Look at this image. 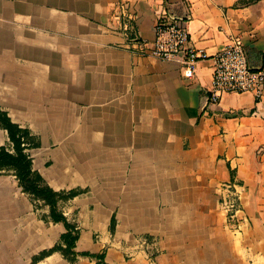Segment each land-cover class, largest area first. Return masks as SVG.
<instances>
[{
  "label": "crops",
  "instance_id": "crops-1",
  "mask_svg": "<svg viewBox=\"0 0 264 264\" xmlns=\"http://www.w3.org/2000/svg\"><path fill=\"white\" fill-rule=\"evenodd\" d=\"M163 11L210 54L239 35L264 68V0H0V109L40 138L28 152L52 188L83 190L60 203L81 230L76 264H264V96L213 104L211 60L186 77L180 60L130 49ZM229 181L236 218L219 203ZM11 183L0 174V264H70L33 263L66 228Z\"/></svg>",
  "mask_w": 264,
  "mask_h": 264
},
{
  "label": "built area",
  "instance_id": "built-area-1",
  "mask_svg": "<svg viewBox=\"0 0 264 264\" xmlns=\"http://www.w3.org/2000/svg\"><path fill=\"white\" fill-rule=\"evenodd\" d=\"M123 15L128 14L126 4L121 5ZM130 49H139L161 59H178L184 64V75L193 77L201 60L212 61V85L209 101L219 104L227 93L241 94L251 92L256 101L264 96V68H254L249 59L246 46L239 35L232 34L226 46L213 54L198 48L192 42L189 29L180 20L170 17L163 11L155 26V38L146 43L133 36ZM219 203L226 214L236 218L243 211L241 187L237 182H223L218 188Z\"/></svg>",
  "mask_w": 264,
  "mask_h": 264
},
{
  "label": "trees",
  "instance_id": "trees-1",
  "mask_svg": "<svg viewBox=\"0 0 264 264\" xmlns=\"http://www.w3.org/2000/svg\"><path fill=\"white\" fill-rule=\"evenodd\" d=\"M0 128L8 132L11 148L0 145V174L12 172L16 176L18 185L34 205V209L48 206V214H40V218L46 223L62 222L66 231L61 234L60 240L52 247L46 248L33 257V263L45 257L60 252L70 263L76 264L79 253L76 251V244L80 237V228L76 221H71L64 214L60 205L83 193L80 188L57 191L52 188L42 174L34 168L33 158L28 149L41 145L40 138L33 134L29 128H24L12 121L11 117L4 110L0 109ZM116 225V218H112L111 231ZM83 255L99 257L104 259V254H92L84 252Z\"/></svg>",
  "mask_w": 264,
  "mask_h": 264
},
{
  "label": "rangeland",
  "instance_id": "rangeland-1",
  "mask_svg": "<svg viewBox=\"0 0 264 264\" xmlns=\"http://www.w3.org/2000/svg\"><path fill=\"white\" fill-rule=\"evenodd\" d=\"M2 175H6V176H8L9 177V181H11L12 183V186L14 187V189L16 190V194L18 193V191H19V189H18V185H17V183H18V181H17V179H16V176L14 175V174H12V172H6V173H4V174H2ZM20 187V186H19Z\"/></svg>",
  "mask_w": 264,
  "mask_h": 264
}]
</instances>
